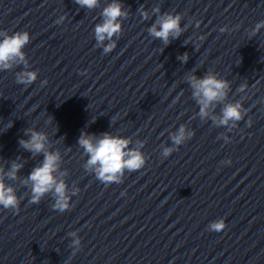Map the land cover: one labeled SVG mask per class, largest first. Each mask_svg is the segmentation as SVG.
Segmentation results:
<instances>
[{"label": "water", "instance_id": "95a60500", "mask_svg": "<svg viewBox=\"0 0 264 264\" xmlns=\"http://www.w3.org/2000/svg\"><path fill=\"white\" fill-rule=\"evenodd\" d=\"M111 2L88 9L76 0H0V30L31 35L25 60L0 71V170L23 165L15 179L4 177L21 203L19 211L0 208V264H264V29L251 34L264 0H121L127 17L117 47L104 54L94 29ZM157 7L189 25L167 44L148 32ZM30 70L38 79L17 83ZM210 72L230 87L201 117L189 77ZM236 101L247 114L229 131L213 117ZM182 125L195 135L165 158ZM30 131L60 153L56 175L66 173L69 193L80 189L62 213L51 192L30 203L24 181L44 160L20 144ZM81 132L130 139L145 167L105 185L84 169ZM218 218L226 228L209 231Z\"/></svg>", "mask_w": 264, "mask_h": 264}, {"label": "clouds", "instance_id": "9594fccd", "mask_svg": "<svg viewBox=\"0 0 264 264\" xmlns=\"http://www.w3.org/2000/svg\"><path fill=\"white\" fill-rule=\"evenodd\" d=\"M77 4L81 7L93 9L97 7L100 0H76ZM141 16L145 19L148 17V12L141 9ZM154 13H160V9L154 8ZM103 22L96 24L94 33L96 45H103V53L108 54L117 47L118 34L122 31V17H127V12L124 9L121 0H112L102 13ZM66 19L65 16H60L55 23L61 24ZM183 17L179 13H163L159 14L155 23L148 29L151 36L162 39L165 44L169 42V38H178L189 25L181 24ZM196 26L199 27L200 22L196 21ZM238 27V26H237ZM264 29V20L255 24L251 29V34L255 35ZM227 26L220 28L221 32L227 31ZM117 37V39H114ZM205 37L200 36L199 39L203 40ZM109 43L104 44L105 41ZM31 41L30 33L25 31L9 32L8 30H0V71L6 70L11 67L13 61H24L25 53L23 49ZM181 59L186 62L188 57L184 54ZM39 73L35 70L23 71L17 75V83L24 85H31L38 79ZM189 83L193 88V96L197 98L200 104V116L205 117L208 115V110L214 102L224 100L227 96V89L230 85L227 80L219 78L215 73H208L203 77L197 78L195 76L189 77ZM42 86L47 84V80L41 81ZM247 85H241L239 91L243 92ZM247 114V109L242 105L241 101L228 103L222 110V116L219 120L213 117L217 125L228 126L229 131L237 126L239 121H242ZM251 125V121H248ZM11 127V124H9ZM195 135L194 131L186 133L185 127L182 125L176 135L172 136V140L176 148L167 147L163 151L165 158L169 157L174 151L179 150V145L183 144L186 139H191ZM225 143L230 142V137L226 134H221ZM47 137L45 134L30 131V139L21 140L20 144L34 152L43 153L44 160L42 164L35 167L26 180L25 184L31 183L32 195L30 203L38 204L45 194L51 192L54 194L55 203L51 205L53 210H58L61 213L70 209L71 196L79 193V187L75 186L69 193L67 183L62 179L66 173H61L57 176L61 155L59 152L49 151L46 147ZM80 147L87 154V161L84 164V169L87 172L94 174L95 178L104 183L105 185L111 183H122L126 172L131 173L145 167L147 162L146 155L140 148H129L131 143L130 139L121 136H114L109 133H104L100 137L89 135L86 132H81L78 140ZM143 147V142H140ZM224 164H231V159L222 161ZM23 165L13 163L11 170L3 173L0 170V208L14 209L19 211L21 198L16 195L13 187L5 183L4 177L15 179L17 172ZM209 231L220 232L226 228V220L218 218L211 221L207 226ZM72 236L77 237L73 240L77 251L81 246V238L77 231L70 233ZM75 255V253L73 254Z\"/></svg>", "mask_w": 264, "mask_h": 264}]
</instances>
